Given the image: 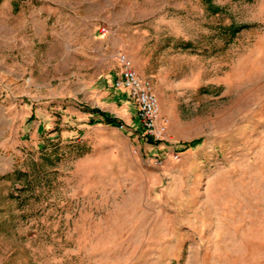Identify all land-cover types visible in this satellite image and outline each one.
Listing matches in <instances>:
<instances>
[{
  "label": "rangeland",
  "instance_id": "obj_1",
  "mask_svg": "<svg viewBox=\"0 0 264 264\" xmlns=\"http://www.w3.org/2000/svg\"><path fill=\"white\" fill-rule=\"evenodd\" d=\"M117 53L151 83L157 144L109 87ZM10 102L0 264H264V0H0Z\"/></svg>",
  "mask_w": 264,
  "mask_h": 264
},
{
  "label": "built area",
  "instance_id": "obj_2",
  "mask_svg": "<svg viewBox=\"0 0 264 264\" xmlns=\"http://www.w3.org/2000/svg\"><path fill=\"white\" fill-rule=\"evenodd\" d=\"M116 60L119 70L117 77L111 82V87L127 93L135 104L142 135L157 140L162 135L164 126L155 119L158 106L150 81L138 76L123 53H117ZM170 156L174 160L179 157L177 152H172ZM156 164H161V160L156 161Z\"/></svg>",
  "mask_w": 264,
  "mask_h": 264
},
{
  "label": "crops",
  "instance_id": "obj_3",
  "mask_svg": "<svg viewBox=\"0 0 264 264\" xmlns=\"http://www.w3.org/2000/svg\"><path fill=\"white\" fill-rule=\"evenodd\" d=\"M65 46L66 45L63 44L62 48L65 49ZM117 75H118V70L113 73V76L111 80L109 81V87L114 91H116L117 89H114L113 87H111V82L117 77ZM106 83H107V80L104 81V87H102L104 94L102 95L105 98H108V99L110 98L114 100L113 101L114 103L123 102L124 101L123 98L119 97L118 95H114L115 94L114 91H112V93L107 91ZM118 91H120L121 94L124 93V95L127 98L131 99L125 91H122V90H118ZM30 94H33V93L30 92ZM57 102H60V101L58 100ZM12 105H13L12 102H10L9 105L0 103V149H1L0 150V169H5V167L9 166V164L12 165L13 158L15 155L14 151L16 150V143H15V137H14V132H16V126H15L16 121L13 118V111L11 108ZM23 105L26 106V103H24ZM28 105L31 110L33 109V113H35L36 108L34 106L35 105L40 106V103L38 104V102L30 101ZM68 109L71 110V106H68ZM159 112H161L160 105H159ZM159 121L160 119L158 120V122Z\"/></svg>",
  "mask_w": 264,
  "mask_h": 264
},
{
  "label": "trees",
  "instance_id": "obj_4",
  "mask_svg": "<svg viewBox=\"0 0 264 264\" xmlns=\"http://www.w3.org/2000/svg\"><path fill=\"white\" fill-rule=\"evenodd\" d=\"M185 45V44H184ZM87 112L91 113V114H97L99 115L100 117V120H91L89 119L88 120V124H92L94 122H104L105 124L107 125H110V126H115V127H121V123L119 121V119L111 116V115H108V114H105V113H101L98 109L96 108H89L87 110ZM144 139L147 143L149 144H157L159 142V140H153L151 139L150 137H145L144 136ZM198 140H190L188 142H186V144L184 145L185 147H190L191 145H193L194 143H196Z\"/></svg>",
  "mask_w": 264,
  "mask_h": 264
}]
</instances>
